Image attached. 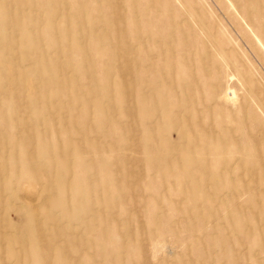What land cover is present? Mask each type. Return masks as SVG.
<instances>
[{
	"label": "rangeland",
	"instance_id": "374dc122",
	"mask_svg": "<svg viewBox=\"0 0 264 264\" xmlns=\"http://www.w3.org/2000/svg\"><path fill=\"white\" fill-rule=\"evenodd\" d=\"M0 110L53 264H264V0H0Z\"/></svg>",
	"mask_w": 264,
	"mask_h": 264
},
{
	"label": "bare ground",
	"instance_id": "6f19581e",
	"mask_svg": "<svg viewBox=\"0 0 264 264\" xmlns=\"http://www.w3.org/2000/svg\"><path fill=\"white\" fill-rule=\"evenodd\" d=\"M228 91L229 89L227 93L221 97L223 99L226 97L229 101H234L236 92L232 90L231 93H229ZM190 125L191 131L197 132L199 128L202 129L201 121L190 123ZM192 145L193 147L191 149L195 151L196 144L193 143ZM18 196L19 194H13L15 200L19 199L18 203L12 199H2L0 205L5 212L11 211V208H15L20 214L25 216L27 221L24 225V229L21 232L17 231L10 222V231L0 230V241L6 245V250H8V252L10 251L13 254L15 258L13 264H38L40 262L44 264H53L56 252L62 250V247L57 245V241L53 239L54 236L50 238L44 231V221L41 211L45 209L47 210V214L49 208L46 206H39L38 203L34 202L35 199H31L30 195L17 198ZM61 234L59 229L56 230V236L62 237Z\"/></svg>",
	"mask_w": 264,
	"mask_h": 264
}]
</instances>
